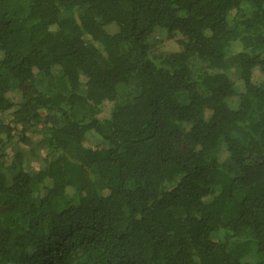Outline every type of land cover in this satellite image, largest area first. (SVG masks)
Returning <instances> with one entry per match:
<instances>
[{
	"label": "trees",
	"instance_id": "1",
	"mask_svg": "<svg viewBox=\"0 0 264 264\" xmlns=\"http://www.w3.org/2000/svg\"><path fill=\"white\" fill-rule=\"evenodd\" d=\"M0 264H264V0H0Z\"/></svg>",
	"mask_w": 264,
	"mask_h": 264
},
{
	"label": "rangeland",
	"instance_id": "2",
	"mask_svg": "<svg viewBox=\"0 0 264 264\" xmlns=\"http://www.w3.org/2000/svg\"><path fill=\"white\" fill-rule=\"evenodd\" d=\"M165 49L166 50H172V51L178 49L176 40L166 42L165 43Z\"/></svg>",
	"mask_w": 264,
	"mask_h": 264
}]
</instances>
